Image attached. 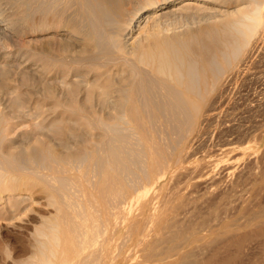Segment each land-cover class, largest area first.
Wrapping results in <instances>:
<instances>
[{"label": "bare ground", "instance_id": "bare-ground-1", "mask_svg": "<svg viewBox=\"0 0 264 264\" xmlns=\"http://www.w3.org/2000/svg\"><path fill=\"white\" fill-rule=\"evenodd\" d=\"M8 1L17 12L6 15L0 2V22L3 19L8 21L6 27L0 28V47L14 50L11 46L17 43L20 44V52L5 53L1 59L8 61L19 54L24 55L26 61L38 65L39 70L35 73L27 70L14 72L32 74V78L29 75L31 81L25 79L28 76L21 75L22 85L27 84L30 93H39L47 98L45 104L36 103L37 110L47 105L55 112L70 111L75 114L76 121H87L83 125L99 131L89 135V143L83 138L88 145L78 154L76 162L74 160L78 168H84V172L80 171L83 174L68 175L70 170L66 168L64 159L53 153L36 154L33 151L28 154L25 146L21 152L19 150L20 156L2 153L1 147L9 140L11 128H5L6 122H2L0 114V201L4 192H10L6 205L18 209L17 203L21 198L13 196L15 192L22 186L40 185L57 208L54 221H48V225L45 223L46 226L37 231L38 244L30 260L32 264H120L121 254L116 252L113 236L114 229L122 224L117 207L134 200L131 198L137 188V191H144L137 197L140 201L146 196L148 184L159 183L161 173L170 172L158 151L159 137L176 134L181 139L197 124L201 113L209 106L211 94L216 89L222 91L221 80L225 71L258 38L259 33L264 34V0L183 1L181 11L187 13L199 12L206 5L219 2L247 4L226 13L220 31L207 36L202 43L193 38L182 39L177 34L170 36L166 34L168 27L159 26L160 16L156 11L164 10L170 0ZM28 17L33 18L31 26L26 25ZM28 33L38 37L42 46L35 45L37 47L32 49L26 45L23 38ZM6 68L12 70L11 63L5 65ZM0 75L5 74L2 72ZM11 76L3 78L8 81ZM15 94L17 97L11 99L19 111L23 100L20 94ZM82 95L84 99L80 98ZM99 112H112L114 115L98 117L84 114ZM54 121L52 124L56 126L61 120ZM155 150L160 158H151ZM69 161L68 164L72 162ZM34 167L52 168L48 171L52 176L39 173L37 168L34 171ZM27 169L33 171L20 174ZM90 172L96 176L93 179L98 177L95 183L92 182L98 195L90 193L88 204H92L89 207L84 205V200L82 205L79 200L77 206L72 207L73 203L70 206L63 199L64 194L70 192L71 186L83 189L85 184L93 181L91 175L87 176ZM53 180L60 183L58 187L54 186ZM69 207V210L73 208L72 213ZM126 220L131 223L132 233H137L143 223L136 215L126 217ZM182 256L178 259L182 260ZM172 258L169 262L164 259L171 264ZM131 260L123 258L126 264H132ZM158 260L162 259L155 261Z\"/></svg>", "mask_w": 264, "mask_h": 264}, {"label": "rangeland", "instance_id": "rangeland-1", "mask_svg": "<svg viewBox=\"0 0 264 264\" xmlns=\"http://www.w3.org/2000/svg\"><path fill=\"white\" fill-rule=\"evenodd\" d=\"M183 1L186 0H170V4L164 10L156 11L157 16H160L157 23L161 28L168 27L166 34L170 36L177 34L182 39L193 38L199 43L206 41L207 36L220 31L227 14L247 5H240L237 2H219V4L206 5L204 7L206 10L202 8L199 12L187 13L181 11ZM0 2L6 15L17 12L8 0H0ZM160 13L168 15L161 17ZM28 18H30L29 21ZM28 18L26 25L31 26L33 18ZM6 23L8 24V21L3 19L0 22V28L6 27ZM136 34L137 32L134 35ZM257 39L225 71L221 80L222 91L216 89L211 94L209 106L201 113L197 124L181 139L176 134L171 136L165 134L162 138L159 137L160 150L158 151L161 153L160 157L167 162L170 172H162L159 183L148 184L146 196H143L140 201H137V197L144 191H137V188L131 198L134 200L126 201L117 207L122 224L117 230L114 229L113 236H115L116 252L121 254L118 260L120 264H126L123 261L126 257L132 259L130 262L132 264H143L147 260L149 264L154 262L162 264L166 263L167 259L169 262L172 257L171 262L173 261L174 264L177 262L181 264L187 259L184 264L187 262L189 264L190 260V264H264L263 32L262 35L259 33ZM23 40L32 49L37 47L35 45L42 46L38 37L31 33L25 34ZM16 45L11 46L14 50L0 47V67H2L0 74L2 72L5 74L0 75V87H2L0 88L2 119L1 115L0 119L3 123L6 122L5 128H11L9 140L3 144L1 151L20 156L25 146L26 150H24L28 151V154L33 151L36 154L50 152L64 159L66 168L70 170V173L67 172L68 175L79 176L80 171L85 170L83 167V169L78 168L74 160L76 162L78 154L90 142L89 135H94L99 130L90 125H83L87 121H76L75 114L70 111L55 112L47 105L41 108L42 111L40 108L36 109L38 108L36 103L45 104L47 98L39 93H30L27 84L22 85V76L25 74L15 73L20 70L35 73L39 70L38 65L36 67L30 60L26 61L24 55L19 54L15 58L11 55L12 59L8 61L1 59L5 53L20 52V44ZM10 63L13 71L7 68L6 70L9 71H6L4 67ZM28 73L25 79L31 81L32 74ZM10 74L13 76H11L13 81H11L12 78H8V81L3 78ZM13 92L20 94L19 97H22L21 101L23 100V109L18 107L19 111L17 107H14V100L11 99L17 97L14 96L15 93L12 94ZM80 98L84 99L85 96L82 95ZM37 113H39L38 116ZM84 114L98 117L114 115L112 112ZM54 120H61L63 123L59 121L54 126ZM142 133L145 134L146 131ZM83 138L88 143H84ZM21 143L24 145L20 146ZM158 156L156 150L151 154V158H160ZM65 159L72 162L69 161L70 164H68ZM72 163L74 164L71 165ZM36 168L34 171L37 170ZM40 169L37 170L39 173L44 172L52 176V173L48 172L53 170L52 168L51 170L50 168ZM27 170H23L24 173L20 171V174L26 175L33 171V169ZM61 171L58 172L59 175L62 174ZM56 172L55 174L58 175ZM93 174L90 172L87 175H91L93 181L90 182L91 184L83 183L85 184L83 189L79 186L69 187L71 189L68 191L72 190L73 194L70 192L68 193L72 196L68 193L64 194L65 202L68 201L70 206L73 203L72 207L79 203L89 207L92 204H88L90 193L98 195L94 186L98 177L96 180L93 179L96 177ZM52 182L55 187L60 184L56 180ZM9 193L4 192L1 195L3 199L0 201V264H32L30 260L32 261L38 244L37 231L45 223L48 225V221H54L57 208L40 185L22 186L18 192H15L13 196L21 198V201H18L19 204L17 203L18 209H15V203L14 209L6 205ZM82 200H84L83 203ZM12 210L15 212L13 213ZM129 211H131L130 216L136 215L143 222L141 228L137 229V233H132L134 230L130 227L131 223L126 220V217L130 218ZM69 212L72 213L73 208ZM103 237L104 235L100 237L101 240ZM138 238L142 240L138 241ZM174 255L177 259L183 255L182 260H175ZM184 255L187 259H183ZM156 257L162 260L155 261L158 259ZM150 259L155 260L150 262Z\"/></svg>", "mask_w": 264, "mask_h": 264}]
</instances>
